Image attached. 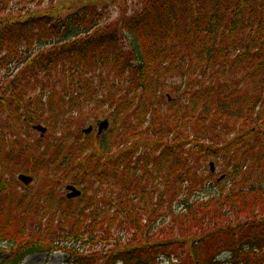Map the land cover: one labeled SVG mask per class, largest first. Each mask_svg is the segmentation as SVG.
I'll return each instance as SVG.
<instances>
[{
    "label": "trees",
    "instance_id": "obj_1",
    "mask_svg": "<svg viewBox=\"0 0 264 264\" xmlns=\"http://www.w3.org/2000/svg\"><path fill=\"white\" fill-rule=\"evenodd\" d=\"M12 2L0 0V244L64 250L67 264H103L94 244L114 247L106 264H264V0H74L65 16ZM89 112L110 128L54 139ZM19 173L41 189L18 198ZM68 184L84 197L67 200Z\"/></svg>",
    "mask_w": 264,
    "mask_h": 264
},
{
    "label": "rangeland",
    "instance_id": "obj_2",
    "mask_svg": "<svg viewBox=\"0 0 264 264\" xmlns=\"http://www.w3.org/2000/svg\"><path fill=\"white\" fill-rule=\"evenodd\" d=\"M95 1V0H94ZM108 2V0H96V2ZM55 3H53V0H13L12 5L19 9H34L38 4L42 5V8H47L50 7L51 4H54L58 6V8H62L64 12L62 13L64 16L67 15L66 9H69L72 3L69 2H74V0H64V4L60 3V0H55ZM129 8L131 9L132 1H129L128 3ZM68 7V8H67ZM100 9L102 8V5H100ZM107 7H109V11L111 12V17L113 19L117 18V13H118V4H112L109 2L107 4ZM179 81L175 80V84L179 85ZM72 116H68L65 120L63 125L61 124L60 128L58 129V135L54 139H61L63 136L69 135L70 133H82L83 130L88 129L89 126L94 127V132L91 134L90 137L96 138L97 135V124L99 121L104 120V118L100 114H94L93 112H89L88 115H85V117L81 119H71ZM7 118L5 116L2 117L1 122L6 123ZM43 126L47 127V125L42 124ZM48 131L45 135L46 139V144L50 142L51 138L54 136L53 130H51L49 127H47ZM26 130H30L29 128H26ZM34 131V130H33ZM19 133V131H17ZM35 137L41 138V134L39 132L34 131L33 133ZM11 137H7V142H10ZM8 144V143H7ZM217 173L219 174L218 177L220 176V169H218ZM15 175L11 174V177ZM10 177V176H9ZM10 177V178H11ZM15 179L17 180V175L15 176ZM9 180V179H8ZM15 180V187L14 189L15 194L17 193L18 198H27V190H25V186L21 185ZM10 181V180H9ZM43 183L40 184L39 179L32 185L29 186L28 188L32 187V190L34 192H37L41 189V186ZM51 185V184H50ZM54 185V184H53ZM25 187V188H24ZM59 185H54L53 188L58 189ZM6 199H9L8 197ZM123 240H126L127 237H121ZM27 239H24L26 241ZM35 240H37L35 238ZM98 243V242H96ZM100 245V244H99ZM91 245L88 249L90 252L88 254H93L95 258L97 259V263H103L106 264L108 263L109 260V253L111 250L114 249L112 245L108 244H103V245ZM56 248H53L51 252H44V250L36 247H24L23 249L21 248H11L9 245L3 244L0 245V251H3L6 254H17L16 257H14V261L17 262L15 264H67L68 258L66 257L65 251L63 250H55ZM226 258V256L221 257V259ZM159 264H171L168 260L164 259L162 260Z\"/></svg>",
    "mask_w": 264,
    "mask_h": 264
},
{
    "label": "water",
    "instance_id": "obj_3",
    "mask_svg": "<svg viewBox=\"0 0 264 264\" xmlns=\"http://www.w3.org/2000/svg\"><path fill=\"white\" fill-rule=\"evenodd\" d=\"M108 127V122H103L100 124L99 126V133H102L104 129H107ZM37 130L42 131L43 133L46 132V130L44 128H42L41 126L36 127ZM92 130V128L86 130V133H89ZM213 167V165H212ZM213 171V170H212ZM19 180L22 181L23 183H25L26 185H29L32 182V178L25 176V175H21L19 177ZM69 191H71V193L68 195L69 198H76L79 197L81 195V192L78 191L76 188L74 187H69L68 188Z\"/></svg>",
    "mask_w": 264,
    "mask_h": 264
},
{
    "label": "clouds",
    "instance_id": "obj_4",
    "mask_svg": "<svg viewBox=\"0 0 264 264\" xmlns=\"http://www.w3.org/2000/svg\"><path fill=\"white\" fill-rule=\"evenodd\" d=\"M229 255H230V253H228V252H223V253H221V257L229 256Z\"/></svg>",
    "mask_w": 264,
    "mask_h": 264
}]
</instances>
